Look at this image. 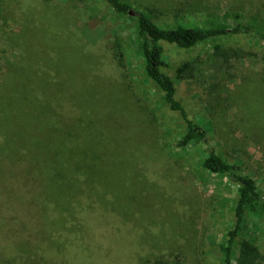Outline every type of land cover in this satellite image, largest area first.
<instances>
[{
    "label": "rangeland",
    "instance_id": "1",
    "mask_svg": "<svg viewBox=\"0 0 264 264\" xmlns=\"http://www.w3.org/2000/svg\"><path fill=\"white\" fill-rule=\"evenodd\" d=\"M52 1L0 0V240L5 225L17 232L0 264H224L238 186L201 165V145L176 146L184 122L147 78L133 24L103 0ZM128 1L161 26L234 12L264 28V0ZM164 60L210 144L264 196V40L165 44ZM185 62L195 68L176 79ZM143 110L155 153L146 173L132 163ZM246 223L264 253L263 217ZM239 252L240 239L234 264Z\"/></svg>",
    "mask_w": 264,
    "mask_h": 264
},
{
    "label": "trees",
    "instance_id": "2",
    "mask_svg": "<svg viewBox=\"0 0 264 264\" xmlns=\"http://www.w3.org/2000/svg\"><path fill=\"white\" fill-rule=\"evenodd\" d=\"M103 1H105L116 14L120 17H126L133 24L130 25L127 34L129 37L134 38L135 44L143 59V68L147 78L157 87L161 93L164 104L168 106L169 110L181 115L185 129L180 138L176 141V146L182 150H187L189 146L195 144L201 145L205 152L200 160L201 165L213 173L226 176L230 182L238 186V198L234 207V225L227 231L226 239L221 243L223 263L234 264L235 243L240 239V252L236 258L237 264H264V253L260 251L256 239L245 237L246 231L248 230L246 222L249 213L257 212L264 220V196L260 194L254 179L235 172L233 165L221 156L210 144L208 132L190 115L186 106L179 99L178 88L174 78L164 70L167 66L164 60L165 44H174L182 48H191L210 39L230 35H247L259 40H264L263 26L256 27L253 23L249 21L246 22L241 15L234 12L217 13L218 15L213 13V18H207L208 20L201 26L188 25L181 22L176 23L174 26H161L156 23L150 11L148 12L147 9H138L128 0ZM56 3L55 1L48 0L46 6L49 8L59 7ZM150 10L153 11L152 9ZM116 40H118V38ZM215 50V54L222 55L226 59L227 57H231V54L240 56L239 51L221 48L219 45H216ZM193 68H195L194 63H183L177 69L175 78L181 80L187 74L191 73ZM141 112H143L146 117V123L142 120V123H145V128L143 130L145 132L141 133V137H143V149L136 150L134 147L132 148L135 152V154L133 153L134 158L132 157V163L137 164V166L146 173L148 172L149 165L155 162V153L153 151L154 144L150 141V125L147 122L148 117L150 119V115L146 114L144 110ZM86 122L85 118L79 116L77 125L80 127V130L88 126ZM93 130H95V126ZM101 135L102 130L98 135L102 140ZM147 140L149 144H146ZM102 148L104 147L100 146V149ZM69 159L70 158L67 160ZM34 169L41 170L40 168ZM2 209H0V215L3 213ZM134 212H136V210H132L131 213ZM5 229L6 225L3 227V238L0 240V259L7 254L8 250H6V245L8 239L11 238V236L17 235V232L10 233L8 229L6 231ZM32 234V231H26V229L23 228L20 235H24L26 240H30L33 238V236H31ZM4 244L6 245L3 249ZM29 254L30 253H28V255Z\"/></svg>",
    "mask_w": 264,
    "mask_h": 264
}]
</instances>
